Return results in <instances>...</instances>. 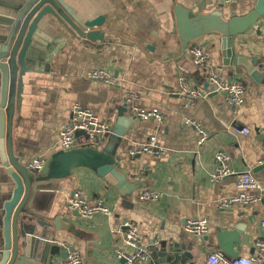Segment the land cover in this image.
Wrapping results in <instances>:
<instances>
[{"label":"crops","instance_id":"obj_1","mask_svg":"<svg viewBox=\"0 0 264 264\" xmlns=\"http://www.w3.org/2000/svg\"><path fill=\"white\" fill-rule=\"evenodd\" d=\"M21 0H0V46L6 42ZM76 16L84 21L103 16L102 37L89 40L73 35L51 16L38 24L42 34L33 45L34 69L22 76L21 102L15 103L11 118L12 154L26 166L32 158L45 160L61 150L58 131L69 120L75 102L90 107L101 119L111 123L112 132L97 145L115 158L117 169L124 175L120 189L113 178L107 181L96 170L72 169L67 177L36 185L29 207L42 214V220L56 223L46 228L60 250L77 248L82 264H123L117 250L130 252L118 231L123 220L137 224L149 247L164 241L179 243L192 254L193 264L214 250L231 257L249 256L254 242L263 237L260 220L264 217V83L255 81L245 70L234 73L223 64L221 36L204 34L197 43L182 50L175 27L173 6L178 4L194 12H219L225 20L241 17L252 10L256 0H64ZM251 31L233 37L236 54L259 61L264 52V15ZM60 38L58 39V37ZM199 45L210 54L204 66L194 64L187 52ZM50 49L54 52H50ZM0 62V88L5 77ZM256 66L264 74V68ZM105 68L117 78V85H106L84 76L90 69ZM186 74L191 83L208 88L209 72L240 81L245 86L244 101L234 117L223 94L211 92L192 104H185L176 93L178 74ZM264 79V78H263ZM207 82V85L205 83ZM136 93V102L144 108H158L161 122L135 117L124 102ZM1 110V109H0ZM185 117L197 120L208 131L199 145L197 132L183 123ZM6 114L0 113V245L10 238L11 204L15 191L14 176L4 165ZM248 128L247 133L238 132ZM168 149L163 155L131 156V145L141 144L150 135ZM80 144H89L80 138ZM230 155V167L236 172H250L262 190L246 189L258 194L250 204H234L220 208L222 198L237 193L236 177L228 176L210 182L214 155L218 151ZM10 166V165H9ZM80 189L88 202L102 199L111 215L95 214L83 218L70 210L66 201L74 189ZM141 189L160 192L157 201H142ZM189 218H204L208 231L194 236L183 229ZM149 249V248H148ZM32 247L19 264H63L64 258ZM23 254L20 248L17 256ZM232 256V257H235ZM17 259V257H16ZM162 262L154 253L137 264H187Z\"/></svg>","mask_w":264,"mask_h":264},{"label":"water","instance_id":"obj_2","mask_svg":"<svg viewBox=\"0 0 264 264\" xmlns=\"http://www.w3.org/2000/svg\"><path fill=\"white\" fill-rule=\"evenodd\" d=\"M48 15L73 35L89 40L102 37V32L94 28L101 25L102 15L82 21L64 0H21L19 3L16 18L10 27L6 42L0 46V62L4 60L2 71L5 77L0 88V113L6 114L7 120L4 165L10 167L9 172L15 174V191L11 200V204H15L14 212L11 215L12 234L9 236L10 238L6 237L2 240L0 264H19L32 247L42 248L43 251H48L53 255L58 254L61 257L67 255L65 250H60L54 235L48 234L46 231V228L51 225L56 227V223L42 220L39 217L42 214L29 207L32 193L37 184L67 177L76 167H87L96 170L107 181L113 178L120 189L125 188L124 175L117 169L114 156L90 145L85 144L58 150L51 154L45 160L43 167L36 172L19 163L12 154L11 118L15 103L19 106L21 102L22 76L28 70L34 69L36 58L44 61L48 58L40 53L36 55L33 48L37 40L36 37L38 34H42L38 24ZM173 15L182 50H185L189 43H197L196 41L204 34L217 33L221 36L223 64L230 66L233 72L238 74L241 73L240 67H242L255 81L264 83V74L256 69V66L260 67L259 61L236 54L232 47L233 37L251 31L253 25L258 23V19L264 15V0H256L252 10L241 17L233 16L228 20L223 19L216 11L194 12L178 4L173 6ZM50 52H54V50L50 49ZM81 133L82 131H78L76 135ZM75 213L77 214V212ZM20 248H23V254L17 256ZM148 248L151 255L155 252L162 262L180 263L182 259L187 258V264H193L192 254L185 250V246H181L177 242L167 244L160 241L149 244ZM235 255L231 254L230 256Z\"/></svg>","mask_w":264,"mask_h":264},{"label":"built area","instance_id":"obj_3","mask_svg":"<svg viewBox=\"0 0 264 264\" xmlns=\"http://www.w3.org/2000/svg\"><path fill=\"white\" fill-rule=\"evenodd\" d=\"M187 52L192 56L196 65L204 66L209 61L210 54L199 45L191 46ZM259 64L264 68V52L259 58ZM84 76L110 86L118 83L117 78L105 68L90 69L84 73ZM206 81L208 82V88L205 89L192 84L189 77L180 72L176 93L183 98L185 104H192L199 98L207 97L211 92L221 93L230 108L231 114L235 117L244 101L245 86L238 80L221 76L216 72H209ZM136 100V93L127 94L124 100L135 117L142 120L152 119L157 122L163 120L164 115L158 108H144ZM183 123L196 130L199 145L207 139L208 131L197 120L185 117ZM78 131H82V133L76 135ZM248 131V128H242L238 132L247 133ZM111 132V123L108 120H101L90 107L75 102L70 110L69 120L58 131V142L60 149H70L73 146L85 145L80 144L79 139L87 136L89 144L86 145L96 148L104 137ZM167 151L166 147L158 143L154 134L150 135L145 142L131 145L128 149L131 156L137 154L163 155ZM44 163V158H32L27 162L26 167L36 172L43 167ZM228 176L236 177L237 193L222 198L218 203V207L230 208L234 204L246 205L259 199L258 194L254 195L246 192V189L262 190L258 181L250 172L234 171L230 167V155L221 150L214 155V169L209 175V181L218 182ZM137 197L142 201L155 202L159 199L160 192L153 189H141L137 192ZM66 205L83 218H90L95 214L111 215L112 213L102 199L88 202L83 192L78 188L74 189L67 198ZM260 226L263 230V237L254 242V251L251 255L229 257L219 250H214L208 252L198 264H264V217L260 220ZM183 229L194 236H202L208 231V223L204 218H189L185 220ZM118 231L123 235V242L131 248L130 252L116 251V256L124 260L123 264H137L146 261L149 256V249L137 224L128 219L123 220L119 224ZM82 262L83 257L80 250L73 248L67 251L63 264H82Z\"/></svg>","mask_w":264,"mask_h":264},{"label":"rangeland","instance_id":"obj_4","mask_svg":"<svg viewBox=\"0 0 264 264\" xmlns=\"http://www.w3.org/2000/svg\"><path fill=\"white\" fill-rule=\"evenodd\" d=\"M83 138H86L87 140H89V138L87 136H83Z\"/></svg>","mask_w":264,"mask_h":264}]
</instances>
